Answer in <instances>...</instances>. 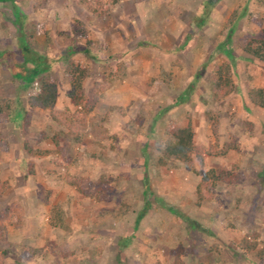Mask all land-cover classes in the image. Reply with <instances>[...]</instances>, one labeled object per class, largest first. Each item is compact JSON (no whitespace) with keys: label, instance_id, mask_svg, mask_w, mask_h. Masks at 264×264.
Segmentation results:
<instances>
[{"label":"rangeland","instance_id":"1","mask_svg":"<svg viewBox=\"0 0 264 264\" xmlns=\"http://www.w3.org/2000/svg\"><path fill=\"white\" fill-rule=\"evenodd\" d=\"M17 26L48 57L59 113L81 110L68 97L69 61L87 68L85 91L126 63L85 126L28 105L41 75H22L32 64ZM262 36L264 0H0V96L20 98L28 112L0 118V181L8 183L0 212L11 214L4 264H264L256 252L264 248V108L248 96L251 79L264 86V62L244 51ZM74 45L86 51L59 56ZM225 47L237 55L235 90L216 101L211 79L230 61ZM207 111L220 116L218 141ZM189 124L205 148L204 163L192 166L165 152L174 129ZM230 140L239 151L219 154ZM211 168L240 180H221L201 197ZM54 205L63 227L50 223ZM244 240L257 248L245 252ZM32 249L42 252L31 257Z\"/></svg>","mask_w":264,"mask_h":264},{"label":"trees","instance_id":"2","mask_svg":"<svg viewBox=\"0 0 264 264\" xmlns=\"http://www.w3.org/2000/svg\"><path fill=\"white\" fill-rule=\"evenodd\" d=\"M118 0H113V4H115ZM93 11L97 15H101L103 12L97 10L92 7ZM238 11L235 10L232 16L229 19V23H233V21L237 18ZM18 30L21 32L22 28L17 26ZM79 31V30H78ZM74 30V32H77ZM22 37H20V44L23 51L24 62L31 63L32 68H28L26 73H22V75L26 76L28 82L34 81L36 77L41 75V79L37 84V92L31 94L27 98L28 105L32 107H39L41 109H48L51 112L52 117L58 123H62L67 127L73 128L75 125L86 123V119L90 116V114L94 111L98 99L100 95H103L105 90L112 86L113 81L120 79V77L126 72L127 66L124 61L118 63V68L116 71H113L110 75L104 76L101 81H96L94 86L89 90L85 91L84 80L88 76L87 68L76 64L74 61H69L68 71L71 74V88L68 93V97L71 102L80 107L81 110L72 112L70 110H64L62 112H58L56 110V103L58 99V85L56 82L51 81L46 72H48V68L50 63L48 62L47 56H42L37 54L35 51L31 49V45L33 43L32 34L29 32L22 33ZM225 43L224 45H227ZM228 46V45H227ZM32 51H31V50ZM84 46H68L66 52H62L59 56L65 57L66 60L80 51H86ZM225 51L230 61L223 62L216 66L213 71L212 79H211V87L213 91V97L216 101L223 100L226 96L232 93L235 90V81H234V59H236V54L233 50L226 49ZM244 51L248 53L250 56L256 59H260L264 62V36L262 37H254L249 39V41L244 46ZM232 52L228 55V53ZM2 53L0 52V56ZM60 58V57H59ZM16 73V75H17ZM29 76V77H28ZM1 83V78H0ZM248 96L253 104L264 108V86L262 87H251L248 88ZM20 98H13L7 96H0V118L4 115L11 114L14 111V117L17 118H26L28 114L27 110L21 106L19 102ZM18 103V104H17ZM20 105V106H19ZM206 119L208 121H213L212 128L214 135L218 141V127L220 123V116L213 111L206 112ZM174 140L168 143L165 147V152L168 156L174 157L180 161L185 162L188 166H192L194 163V158H196L200 163H204V147H201L195 142V134L194 129L191 124L186 127H176L173 131ZM59 136L54 137V141L58 144ZM80 139V138H78ZM218 143V142H217ZM3 147V140H0V152ZM231 150L239 151V147L236 144V140H230L224 143L223 148L219 150V154L225 155ZM214 151L212 148L208 150L207 153L212 154ZM216 153V152H215ZM228 181V182H238L240 180V176L235 174L231 170L228 169H215L211 168L207 170L201 177L200 182L197 186L198 194L202 197L203 191L216 186L219 181ZM81 179L73 180L71 183L76 184L78 188L85 192V190L81 187L80 183ZM8 183L0 181V196L7 189ZM99 200H104L107 198L106 194H100ZM142 216V215H141ZM139 216V217H141ZM11 214L9 211L0 212V240L5 238L4 230L6 225L4 223L5 219H10ZM50 223L53 226L63 227L65 226L64 216H63V208L61 205H54L50 210ZM242 248L245 252L250 253L257 248L256 242H250L248 240H244V243L241 244ZM40 252L41 249H32L31 257H35ZM257 256L260 258H264V248L257 250ZM8 255L6 250L2 251V255L0 256V264L5 263V257ZM182 264V263H179Z\"/></svg>","mask_w":264,"mask_h":264},{"label":"crops","instance_id":"3","mask_svg":"<svg viewBox=\"0 0 264 264\" xmlns=\"http://www.w3.org/2000/svg\"><path fill=\"white\" fill-rule=\"evenodd\" d=\"M250 83H251V87H260V84L258 85L255 84L253 79L250 80Z\"/></svg>","mask_w":264,"mask_h":264}]
</instances>
